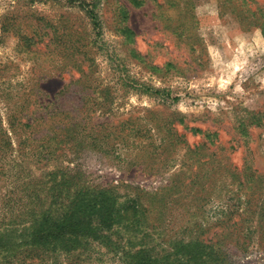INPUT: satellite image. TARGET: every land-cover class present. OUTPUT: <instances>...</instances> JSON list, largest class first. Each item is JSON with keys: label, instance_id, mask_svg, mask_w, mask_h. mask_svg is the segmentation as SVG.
Masks as SVG:
<instances>
[{"label": "rangeland", "instance_id": "obj_1", "mask_svg": "<svg viewBox=\"0 0 264 264\" xmlns=\"http://www.w3.org/2000/svg\"><path fill=\"white\" fill-rule=\"evenodd\" d=\"M0 123V264H264V0H0Z\"/></svg>", "mask_w": 264, "mask_h": 264}, {"label": "trees", "instance_id": "obj_2", "mask_svg": "<svg viewBox=\"0 0 264 264\" xmlns=\"http://www.w3.org/2000/svg\"><path fill=\"white\" fill-rule=\"evenodd\" d=\"M257 14L256 11L252 12V15ZM94 26L97 27L98 24L94 23ZM124 32L128 33V34H133L132 31L126 27H124ZM41 90L38 89V94L40 95ZM25 103L23 102L22 104L19 105V111L17 114H11L8 116L7 118V129H4L5 131H11L12 133H16V134H22L23 137L26 140L31 139V137H34V132H38L37 127L39 126V124H37L36 120L32 118V115L34 114L33 112H28V110L25 108ZM41 125V124H40ZM79 127H81V125L77 124L75 125V131L80 130ZM26 128H30L32 130L31 134L27 133ZM70 128H65L64 126L61 127V125L58 123H52L49 128H47V132L40 137V141L42 144V147L47 146H53L55 143L59 144L62 143L63 140H65L69 135H70ZM2 132V125L0 123V133ZM78 133L80 131H77ZM61 136L64 138L62 140ZM119 136L121 135H117L116 138H119ZM6 137V136H4ZM3 137V138H4ZM66 137V138H65ZM1 138L0 139V150L3 149V147L6 146H10L11 142L10 141H3L4 139ZM124 137H122L123 139ZM3 139V140H2ZM35 139V138H34ZM34 141V140H32ZM132 208L134 209L133 211V215L132 216H137V210H140L139 205L137 207V205L135 206L132 205ZM131 208V209H132ZM127 210L130 209L129 207L126 208ZM107 211V210H106ZM136 212V213H135ZM142 212V211H141ZM101 214V212H100ZM109 214L105 213L103 215V217H105L104 219H102L105 224H107L108 222H110L112 219L111 217H108ZM74 222H76V220L73 219H66L64 221H62V223L60 224L61 226L57 227L56 229L53 230L54 233V238L60 239L62 236H64L65 233H74L76 231V229L74 228ZM68 222V223H67ZM76 224V223H75ZM63 225H68L69 227L63 226ZM48 233H42V231L36 230L32 233V236H30V239L28 241H25L22 244H19V246H17L16 248H12L9 247L8 250L6 251V254L2 256V258L8 259L10 257L14 256L16 257V261H20V263L25 262L24 259L26 257H35L37 260H39L40 264H44L45 263V259L48 260V253L50 252L49 247L45 246V242H50V240L48 239ZM20 249L19 250V255H17L18 252H15L16 249ZM52 252V251H51ZM68 264H76L74 262H70Z\"/></svg>", "mask_w": 264, "mask_h": 264}]
</instances>
